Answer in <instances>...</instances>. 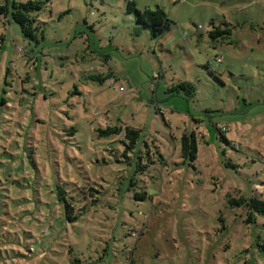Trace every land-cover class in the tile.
<instances>
[{
	"label": "rangeland",
	"instance_id": "rangeland-1",
	"mask_svg": "<svg viewBox=\"0 0 264 264\" xmlns=\"http://www.w3.org/2000/svg\"><path fill=\"white\" fill-rule=\"evenodd\" d=\"M41 1L38 42L0 13V264H264V214L228 201L264 200V0H135L157 39L124 0Z\"/></svg>",
	"mask_w": 264,
	"mask_h": 264
},
{
	"label": "trees",
	"instance_id": "trees-1",
	"mask_svg": "<svg viewBox=\"0 0 264 264\" xmlns=\"http://www.w3.org/2000/svg\"><path fill=\"white\" fill-rule=\"evenodd\" d=\"M123 2L125 12L131 14L137 24L145 26L154 39L160 38L170 29L171 20L167 17L162 7L155 6V8H144L143 10H140L137 8L135 0H124ZM42 3L43 2L41 0H6L5 4L0 5V13L4 14L5 16H9V18L13 22L19 25L20 33L23 38L38 42L39 38H43V31L40 28V25L37 23V14L42 9ZM210 24L211 27L208 29L207 34L212 41L231 42V27L229 23L223 22L221 26L214 24L213 22H210ZM216 58H220V56L209 59L205 64L207 66L214 65V63L210 61L215 60ZM106 78L107 77L104 78L98 75V80L100 81H104ZM180 91H184L186 95L192 96L194 94L195 87L191 82L178 81L176 83H172L167 88V92L170 93H179ZM123 129L125 130V135L119 140L125 145V151L132 150L139 136L140 129L128 125H125ZM216 129L218 128L216 127ZM119 130L120 129L117 127H109L107 130L105 129L103 133H117ZM218 131L220 132L224 140L228 141V139L224 136L222 130L218 129ZM144 144L145 146H148L147 143ZM180 146L182 157L189 162H193L197 154V135L194 130H191L188 133H183L181 135ZM155 147L157 148V146ZM159 156L163 158L160 153ZM151 162L153 161L149 159L148 164ZM139 166V168H142L144 165L140 163ZM65 193L66 191L63 186H57V198L59 201L66 202ZM86 193L91 192L88 191ZM138 196H140L141 199H144L146 194L144 191L140 193L136 192L135 197ZM228 201L231 205H244L247 207V216L243 219V222L245 223L253 222L256 218V214H264V200L259 199L258 197L252 196L246 198L244 196H240L238 198H230V200ZM64 208L66 212L68 211V209H72L69 203H64ZM68 219L71 218L68 216Z\"/></svg>",
	"mask_w": 264,
	"mask_h": 264
},
{
	"label": "built area",
	"instance_id": "built-area-1",
	"mask_svg": "<svg viewBox=\"0 0 264 264\" xmlns=\"http://www.w3.org/2000/svg\"><path fill=\"white\" fill-rule=\"evenodd\" d=\"M210 62H213L214 64H217L220 62V58H216L215 60H211Z\"/></svg>",
	"mask_w": 264,
	"mask_h": 264
}]
</instances>
